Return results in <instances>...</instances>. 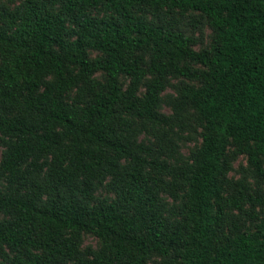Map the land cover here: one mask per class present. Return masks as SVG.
Returning a JSON list of instances; mask_svg holds the SVG:
<instances>
[{
  "label": "trees",
  "instance_id": "16d2710c",
  "mask_svg": "<svg viewBox=\"0 0 264 264\" xmlns=\"http://www.w3.org/2000/svg\"><path fill=\"white\" fill-rule=\"evenodd\" d=\"M163 7L201 12L215 43L196 50L183 31L147 18ZM0 24V139L9 138L0 179L11 187L0 190V210L14 215L0 220V264H151L154 254L162 264H264V215L255 230L233 235L219 222L229 145L263 173L264 0H25L22 9H0ZM146 65L153 77L142 97ZM169 75L201 80L181 89V107L196 110L203 134L181 168L188 185L177 223L160 192L177 196L162 175L178 170L119 129L129 123L121 111L163 119L156 107ZM107 178L116 196L96 198ZM249 199L264 205V197ZM225 204L242 208V199ZM86 232L102 240L99 249H81ZM173 250L178 258H169Z\"/></svg>",
  "mask_w": 264,
  "mask_h": 264
},
{
  "label": "rangeland",
  "instance_id": "374dc122",
  "mask_svg": "<svg viewBox=\"0 0 264 264\" xmlns=\"http://www.w3.org/2000/svg\"><path fill=\"white\" fill-rule=\"evenodd\" d=\"M25 0H0V9L9 10L22 9ZM59 4L53 3L49 5V10L56 11ZM93 14L96 16H108L109 13L103 10H95ZM147 18L155 23L164 24L183 31L192 37V47L196 50L208 49L216 39V33L209 24L208 19L199 11L194 9L181 10L179 8H159L153 9L146 13ZM2 24H0V27ZM67 27L72 29L73 23L68 21ZM66 37L70 42L75 40V34L69 32ZM91 57L102 55V52L96 49L89 50ZM1 62V56H0ZM192 66L203 69L204 65L200 63H191ZM146 71L140 84L139 94L143 97L146 92V82L153 75ZM95 76L104 80V73L99 72ZM124 88L130 84V78L121 76ZM185 84L199 86L200 79L188 78L180 75H169L164 88L160 92L157 111L163 119L152 120L149 118H141L133 113H120L129 120L126 127L119 128L124 137H128L131 142L137 145H143L147 148L143 154L148 158H157L165 161L168 165L175 167L178 172L176 174L162 175L167 182H176L177 196L168 189L164 188L160 192L161 202L163 204L164 213L174 223L183 219L185 193L188 183L184 179L181 168L193 161V157L202 143L203 127L198 120L197 112L193 107H181V89ZM77 88L74 87L64 92L63 97L67 101L74 100ZM9 138L0 139V162L8 149ZM126 160L124 164H128ZM225 166V181H223V190L221 193V204H224L223 215L220 219L222 226L221 233L224 235L235 234L240 229L255 230L260 218L264 215V205L253 203L249 197L254 199L264 197V157L261 156V166L263 173L257 170V167L250 159L248 152L239 149L236 145H229L226 155L223 159ZM147 171L151 172V168L147 167ZM159 175V174H158ZM109 178L98 184L94 196L96 198L113 199L116 194L109 190ZM15 187V186H14ZM13 187V188H14ZM7 179H0V190H10ZM26 191V190H25ZM228 198L242 199V208H237L232 204H225ZM217 205L213 208L215 213ZM252 211H255L258 218L252 217ZM14 217L10 211L0 210V220L10 221ZM102 240L93 233L86 232L83 235L81 249L83 251L99 249ZM6 251L12 257L14 252L6 248ZM177 250H173L169 258H178ZM0 260L6 263V260L0 255ZM163 257L154 254L150 258L151 264H162ZM67 264H76L69 261Z\"/></svg>",
  "mask_w": 264,
  "mask_h": 264
}]
</instances>
